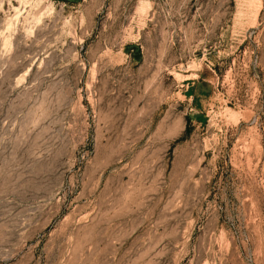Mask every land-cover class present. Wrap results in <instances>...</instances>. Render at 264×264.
<instances>
[{"label": "rangeland", "instance_id": "obj_1", "mask_svg": "<svg viewBox=\"0 0 264 264\" xmlns=\"http://www.w3.org/2000/svg\"><path fill=\"white\" fill-rule=\"evenodd\" d=\"M0 264H264V0H0Z\"/></svg>", "mask_w": 264, "mask_h": 264}]
</instances>
